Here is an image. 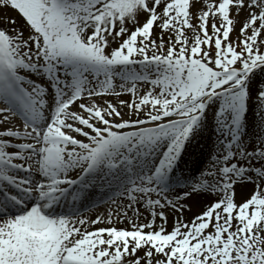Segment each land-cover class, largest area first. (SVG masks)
Here are the masks:
<instances>
[{
	"label": "snow or ice",
	"instance_id": "6c2138e0",
	"mask_svg": "<svg viewBox=\"0 0 264 264\" xmlns=\"http://www.w3.org/2000/svg\"><path fill=\"white\" fill-rule=\"evenodd\" d=\"M0 12V264H264V0Z\"/></svg>",
	"mask_w": 264,
	"mask_h": 264
},
{
	"label": "bare ground",
	"instance_id": "6f19581e",
	"mask_svg": "<svg viewBox=\"0 0 264 264\" xmlns=\"http://www.w3.org/2000/svg\"><path fill=\"white\" fill-rule=\"evenodd\" d=\"M7 15L8 16H13V17H17V14L14 12V11H12V10H7ZM4 17V13L3 12H0V23H2V18ZM17 20H18V22H19V17H17ZM157 31H159V30H157ZM167 38V37H166ZM108 99H111L112 101H113V103H115L116 102V98L115 97H109ZM120 99H125V100H127V99H129V96H127V95H125V96H122V97H120ZM124 112H127L128 110L127 109H124L123 110ZM125 118H127V117H125ZM241 192H243V190H240V191H238V193L240 194ZM237 198L238 199H241V197L240 196H237ZM97 200H99V196L97 197ZM77 207H79L80 208V212L83 210V208L84 207H80L79 205H77ZM196 208H194L193 209V212H196ZM105 210L104 209H100V208H97V209H94V208H91L90 209V211H89V213H88V215H94V214H97L98 212L99 213H103ZM131 214V213H130ZM82 215L84 216V217H86V214L85 213H82ZM189 215H191V213H189ZM92 218H95V216L94 217H92Z\"/></svg>",
	"mask_w": 264,
	"mask_h": 264
}]
</instances>
